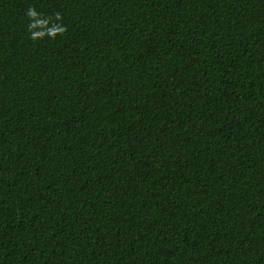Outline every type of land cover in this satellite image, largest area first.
I'll use <instances>...</instances> for the list:
<instances>
[{
    "label": "trees",
    "instance_id": "1",
    "mask_svg": "<svg viewBox=\"0 0 264 264\" xmlns=\"http://www.w3.org/2000/svg\"><path fill=\"white\" fill-rule=\"evenodd\" d=\"M0 264H264V0H0Z\"/></svg>",
    "mask_w": 264,
    "mask_h": 264
}]
</instances>
